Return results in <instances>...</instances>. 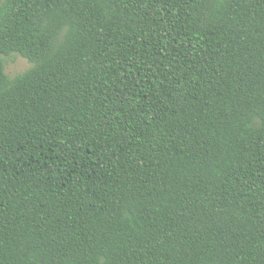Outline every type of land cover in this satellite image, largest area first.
<instances>
[{"label": "trees", "instance_id": "1", "mask_svg": "<svg viewBox=\"0 0 264 264\" xmlns=\"http://www.w3.org/2000/svg\"><path fill=\"white\" fill-rule=\"evenodd\" d=\"M0 264H264V0H0Z\"/></svg>", "mask_w": 264, "mask_h": 264}, {"label": "rangeland", "instance_id": "2", "mask_svg": "<svg viewBox=\"0 0 264 264\" xmlns=\"http://www.w3.org/2000/svg\"><path fill=\"white\" fill-rule=\"evenodd\" d=\"M2 60L4 61L5 73L10 77L22 73L30 66L25 59L15 55L6 57L5 60L4 57H2Z\"/></svg>", "mask_w": 264, "mask_h": 264}]
</instances>
